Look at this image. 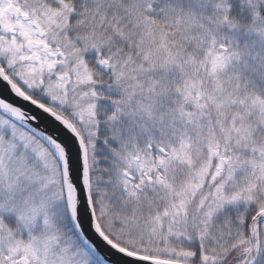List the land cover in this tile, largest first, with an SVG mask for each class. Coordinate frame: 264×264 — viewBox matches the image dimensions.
I'll return each instance as SVG.
<instances>
[{
	"label": "snow or ice",
	"instance_id": "6c2138e0",
	"mask_svg": "<svg viewBox=\"0 0 264 264\" xmlns=\"http://www.w3.org/2000/svg\"><path fill=\"white\" fill-rule=\"evenodd\" d=\"M0 264H264V0H0Z\"/></svg>",
	"mask_w": 264,
	"mask_h": 264
}]
</instances>
